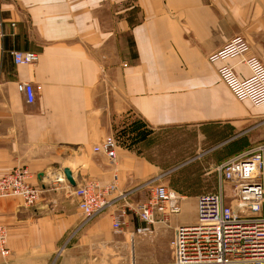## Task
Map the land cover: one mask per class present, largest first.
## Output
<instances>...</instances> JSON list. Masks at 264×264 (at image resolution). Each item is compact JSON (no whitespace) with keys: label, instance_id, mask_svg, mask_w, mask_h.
I'll return each mask as SVG.
<instances>
[{"label":"crops","instance_id":"crops-1","mask_svg":"<svg viewBox=\"0 0 264 264\" xmlns=\"http://www.w3.org/2000/svg\"><path fill=\"white\" fill-rule=\"evenodd\" d=\"M0 24V175L26 167L29 183L41 190L33 207L19 197L0 198L10 251L0 264H85L83 248L67 243L88 224L81 228L84 216L72 193L85 181L105 186L117 176L108 196L113 212L122 195L133 201L153 180L206 187L205 171L264 143V104L236 99L217 74L227 64L246 78L248 67L240 58L208 60L243 36L248 55L264 64V0H0ZM12 51L39 59L17 65ZM18 82L32 84V103ZM136 122L224 133L211 145L203 135L204 150L187 152L171 167L139 152L137 131L126 145L118 141L112 161L94 151L119 129L140 128ZM214 145L225 154L217 156ZM173 173L177 182L169 184ZM106 223L104 217L90 230Z\"/></svg>","mask_w":264,"mask_h":264},{"label":"built area","instance_id":"built-area-1","mask_svg":"<svg viewBox=\"0 0 264 264\" xmlns=\"http://www.w3.org/2000/svg\"><path fill=\"white\" fill-rule=\"evenodd\" d=\"M4 36L0 24V38ZM249 44L243 36H235L208 57L209 62L240 58L250 75L240 77L232 66L222 64L217 68L219 79L240 101L255 106L264 104V64L248 55ZM17 65H34L39 55L31 51H12ZM17 90L27 103L34 100L30 82H18ZM117 142L114 137L104 139L94 146L111 161L116 158ZM217 189L197 196L196 217L191 222L175 226L170 243L172 256L166 263L152 264H264V143L246 149L228 158L216 167ZM30 172L26 167L0 175V198L19 197L27 207L37 204L41 190L29 183ZM114 183L101 186L88 180L72 190L78 208L89 220L108 208V198L116 188ZM150 194L134 207L136 215L147 225L168 221L180 213L181 196L153 180ZM225 188L229 194H225ZM124 196V195H122ZM125 209L111 214L112 228L119 232L125 222ZM139 231V228H138ZM7 227L0 223V256H9ZM126 264H141L131 259Z\"/></svg>","mask_w":264,"mask_h":264},{"label":"rangeland","instance_id":"rangeland-1","mask_svg":"<svg viewBox=\"0 0 264 264\" xmlns=\"http://www.w3.org/2000/svg\"><path fill=\"white\" fill-rule=\"evenodd\" d=\"M135 125H138L140 128L132 127L135 129L134 132H131L130 128L127 129L125 126L124 129H119L117 131L119 133L115 135L118 140L114 136L116 142L118 143L119 141L126 145L127 139L132 138L137 131L138 136L135 138L143 136V141L136 144L139 152L145 154L152 161L159 162L167 167H171L179 162L181 156L193 149L204 150L205 145L201 141L203 135H210V138L205 140V143L211 145L220 141L224 133L222 127L157 130L146 128L138 122ZM213 149L217 156L225 154V147L221 145H214ZM206 173L207 171L200 176L201 185L204 183L206 187H169L177 192L182 199L180 200V213L170 216L168 221L147 225L139 219L134 207L137 203L146 200L150 194V187H140L139 192H136V195L134 194L133 201L126 200V196L124 195L121 196V201L116 204L115 210L125 209V222L119 232H115L112 228V211L108 207L89 220H85L84 218L81 228L86 223L88 224L82 229L79 227L70 234L67 241V243L69 242L68 246L83 248L85 251V264H126L131 259L141 264L168 262L172 256L170 243L175 226L186 223L185 220L196 217V200L198 195L213 192L217 189L218 175L216 170H213L210 174ZM168 177L169 184L177 182L175 173ZM229 192V189L225 188V194L228 195ZM108 214L110 215L108 216ZM104 217L107 220L106 224H99L98 228L93 231L90 230L92 225H96Z\"/></svg>","mask_w":264,"mask_h":264},{"label":"water","instance_id":"water-1","mask_svg":"<svg viewBox=\"0 0 264 264\" xmlns=\"http://www.w3.org/2000/svg\"><path fill=\"white\" fill-rule=\"evenodd\" d=\"M64 175L71 183H73L72 176H71L70 172L67 169H64Z\"/></svg>","mask_w":264,"mask_h":264}]
</instances>
